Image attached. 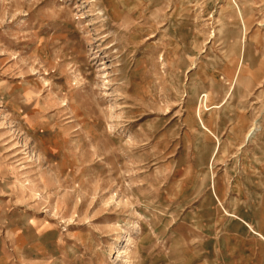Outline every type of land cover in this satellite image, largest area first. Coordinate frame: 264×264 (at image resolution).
Masks as SVG:
<instances>
[{"label":"rangeland","instance_id":"obj_1","mask_svg":"<svg viewBox=\"0 0 264 264\" xmlns=\"http://www.w3.org/2000/svg\"><path fill=\"white\" fill-rule=\"evenodd\" d=\"M0 264H264V0H0Z\"/></svg>","mask_w":264,"mask_h":264},{"label":"crops","instance_id":"obj_2","mask_svg":"<svg viewBox=\"0 0 264 264\" xmlns=\"http://www.w3.org/2000/svg\"><path fill=\"white\" fill-rule=\"evenodd\" d=\"M255 234H257V233H255ZM260 238H262L263 239V237L261 236V235H259V234H257Z\"/></svg>","mask_w":264,"mask_h":264}]
</instances>
